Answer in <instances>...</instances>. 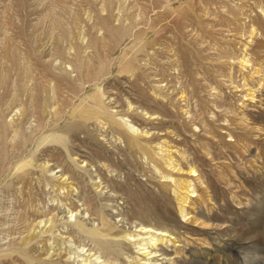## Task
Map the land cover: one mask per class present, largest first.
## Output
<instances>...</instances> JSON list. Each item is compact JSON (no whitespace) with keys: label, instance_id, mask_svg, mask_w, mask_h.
Returning <instances> with one entry per match:
<instances>
[{"label":"rangeland","instance_id":"374dc122","mask_svg":"<svg viewBox=\"0 0 264 264\" xmlns=\"http://www.w3.org/2000/svg\"><path fill=\"white\" fill-rule=\"evenodd\" d=\"M0 264H264V0H0Z\"/></svg>","mask_w":264,"mask_h":264},{"label":"bare ground","instance_id":"6f19581e","mask_svg":"<svg viewBox=\"0 0 264 264\" xmlns=\"http://www.w3.org/2000/svg\"><path fill=\"white\" fill-rule=\"evenodd\" d=\"M150 254H152V255H153V251H151V250H150ZM154 254H155V253H154Z\"/></svg>","mask_w":264,"mask_h":264}]
</instances>
